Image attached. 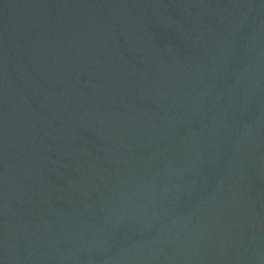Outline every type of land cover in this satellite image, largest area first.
Instances as JSON below:
<instances>
[{
	"label": "water",
	"instance_id": "obj_1",
	"mask_svg": "<svg viewBox=\"0 0 264 264\" xmlns=\"http://www.w3.org/2000/svg\"><path fill=\"white\" fill-rule=\"evenodd\" d=\"M0 264H264V0H0Z\"/></svg>",
	"mask_w": 264,
	"mask_h": 264
}]
</instances>
